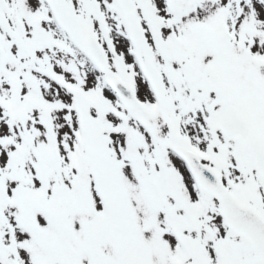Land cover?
<instances>
[{"label": "snow or ice", "instance_id": "6c2138e0", "mask_svg": "<svg viewBox=\"0 0 264 264\" xmlns=\"http://www.w3.org/2000/svg\"><path fill=\"white\" fill-rule=\"evenodd\" d=\"M0 264H264V0H0Z\"/></svg>", "mask_w": 264, "mask_h": 264}]
</instances>
